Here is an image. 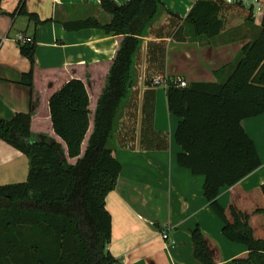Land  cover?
Segmentation results:
<instances>
[{
    "label": "trees",
    "instance_id": "obj_1",
    "mask_svg": "<svg viewBox=\"0 0 264 264\" xmlns=\"http://www.w3.org/2000/svg\"><path fill=\"white\" fill-rule=\"evenodd\" d=\"M24 2L20 14L42 24L26 12ZM101 6L112 16L108 25L96 19L64 24L71 31L99 28L123 37L90 136V96L78 79L65 83L50 100L60 142L35 135L32 114H18L11 121L0 118V140L23 152L30 165L26 182L0 186V264H119L108 252L112 218L106 200L123 168L109 145L116 138L121 147L135 149L138 105L132 92L144 38L155 40L148 43V74L164 75L167 40L215 38L226 29L231 13L245 23L255 22L252 7L223 0H198L186 19L168 11L163 0H130L122 6L101 0ZM20 46L31 63L23 84L33 87L37 44ZM166 91L171 113L181 119L176 132L183 150L180 166L205 177V195L224 225V236L249 250L235 264H264V185L250 192L240 187L262 166L243 122L264 114V18L259 35L243 47L228 80L180 88L168 79ZM223 188L232 189L226 207L218 201ZM192 244L199 264L223 260L217 242L199 225Z\"/></svg>",
    "mask_w": 264,
    "mask_h": 264
},
{
    "label": "crops",
    "instance_id": "obj_2",
    "mask_svg": "<svg viewBox=\"0 0 264 264\" xmlns=\"http://www.w3.org/2000/svg\"><path fill=\"white\" fill-rule=\"evenodd\" d=\"M113 1L122 6L130 0ZM197 2L163 0L166 9L182 19L188 17ZM24 3L26 12L36 15L42 24L20 14L22 0H0V118L11 121L18 114H32V132L60 142L51 121L50 100L65 83L78 79L85 83L90 96V136L98 100L123 37L99 28H65L64 24L89 19L103 26L111 23L112 16L104 12L101 0ZM263 18L255 16L254 23H245L231 13L226 29L215 38L167 40L166 72L161 76L180 77L189 84L225 82L243 47L259 35ZM19 36L30 37L37 44L33 87L23 84V75L30 72L31 63L21 53ZM149 41L155 40L144 38L142 60L135 67V149L121 147L116 138L109 145L123 169L106 200L112 218L108 252L119 264H199L192 244V233L199 225L221 249L223 260L218 264H235V259L249 250L224 236V225L205 195V177L194 175L178 162L183 152L176 142L181 119L169 109L166 87H154L150 82L154 75L148 74ZM121 118L122 114L117 130ZM243 127L262 162L240 183L244 191L250 192L264 185V114L245 120ZM29 170L28 157L0 140V186L26 182ZM231 193V188L220 191L218 201L223 207L229 204Z\"/></svg>",
    "mask_w": 264,
    "mask_h": 264
},
{
    "label": "built area",
    "instance_id": "obj_3",
    "mask_svg": "<svg viewBox=\"0 0 264 264\" xmlns=\"http://www.w3.org/2000/svg\"><path fill=\"white\" fill-rule=\"evenodd\" d=\"M228 5L240 4L244 7H252L254 9V15L258 17L264 16V0H223ZM17 41L22 44L32 43L33 39L26 36H19ZM175 85L180 88L188 87L189 83L183 78H176L174 79ZM152 85L154 87H166L168 85V79L161 76V75H154L151 78ZM164 239H168V235L163 236Z\"/></svg>",
    "mask_w": 264,
    "mask_h": 264
},
{
    "label": "rangeland",
    "instance_id": "obj_4",
    "mask_svg": "<svg viewBox=\"0 0 264 264\" xmlns=\"http://www.w3.org/2000/svg\"><path fill=\"white\" fill-rule=\"evenodd\" d=\"M260 18H261V16H260V15H258V19H260ZM11 36H14V35L12 34Z\"/></svg>",
    "mask_w": 264,
    "mask_h": 264
}]
</instances>
